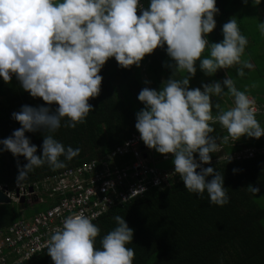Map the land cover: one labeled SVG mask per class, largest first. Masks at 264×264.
Segmentation results:
<instances>
[{
	"label": "clouds",
	"instance_id": "clouds-1",
	"mask_svg": "<svg viewBox=\"0 0 264 264\" xmlns=\"http://www.w3.org/2000/svg\"><path fill=\"white\" fill-rule=\"evenodd\" d=\"M217 13L216 0H149L147 9L144 0H0V79L7 83L14 74L30 96L58 105L54 112L44 106L24 105L11 114L21 127L0 140V151L26 159L22 168L18 165L17 183L24 182L34 168L45 163L55 171L93 160L66 167L64 161L78 156L80 149L65 147L54 138L61 121L66 118L64 126L68 128L84 123L92 111L89 98L100 92L102 76L98 73L109 58L114 57L123 68L138 67L146 54L166 45V53L174 62L169 65L174 69L173 75L163 82L159 92L147 87L139 92L137 99L144 108L135 115L138 132L131 134H139L143 144L153 154H161L158 156L162 160L173 154V164L168 169L174 166V173L189 193L200 195L206 191L210 204L226 205L229 197L223 176L212 167H201L210 163L209 153H216L219 148L216 138L209 135L214 131L210 125L218 122L226 130L225 142L241 136L258 139L264 135V127L255 118L253 98L247 89L238 90L232 78H225L223 87L221 82H213L188 88V77L195 74L197 59L199 68L209 76L218 69L237 66V75L243 77L244 69L252 67L241 59L248 40L241 33L237 18L223 24L221 42L210 44L204 38L215 28ZM257 27L264 37V22ZM206 46L210 48L209 55L201 59ZM182 71L187 76L173 78ZM225 89L233 98V106L222 109L219 104L212 105L210 97L224 95ZM39 129L48 134L44 135L41 155L37 156V146L31 144L25 132ZM262 146L264 149V143ZM197 152L200 163L193 157ZM153 160L156 166L154 155ZM209 176L212 178L206 181ZM0 184L8 189L14 185ZM250 189L253 193L259 191ZM7 198L9 202L0 203H27L28 207L38 203L35 198ZM51 205L49 202L43 211ZM25 209L21 207L19 216L25 221L43 212L35 210L25 215ZM114 220L117 226L101 239L97 248L95 238L100 230L92 218L82 212L67 216L62 226L50 234L47 255L53 264H133L134 250L127 247L133 230L123 217L117 215ZM3 249L9 255L8 249Z\"/></svg>",
	"mask_w": 264,
	"mask_h": 264
},
{
	"label": "trees",
	"instance_id": "trees-1",
	"mask_svg": "<svg viewBox=\"0 0 264 264\" xmlns=\"http://www.w3.org/2000/svg\"><path fill=\"white\" fill-rule=\"evenodd\" d=\"M144 1L147 9L149 0ZM224 3L225 0L216 8L221 9ZM246 5L249 8L250 3ZM248 37H252L251 31ZM166 47H158L146 54L138 67H120L114 57L104 63L98 73L102 76L100 92L89 98L92 111L84 123L68 128L64 126L65 118L53 134L65 147L80 149L78 156L64 161L66 167L108 153L132 132H138L134 127L135 115L144 108L137 99L139 92L145 87L159 92L161 81H167L173 70L169 65L174 62L167 55ZM257 51L263 53L264 46ZM256 62L257 80L261 86L255 85L256 81L239 83L242 91L247 87L248 95L259 102V107H264V94H260L264 92V59ZM147 80L149 86L145 83ZM24 105L48 107L50 112L58 107L30 96L14 74L7 83L0 79V140L10 137L21 127L11 114L19 112ZM255 118L264 127V110L255 113ZM210 126L214 131L209 135L216 138L219 148L216 153H209L210 163L204 168L212 167L223 176L229 202L224 206L210 204L206 191L200 195L189 193L180 177L171 178L160 186L148 188L139 197L113 205L96 219L93 223L100 231L95 238V247L99 248L101 239L117 226L114 217L119 215L133 230L132 241L127 245L135 253L133 264H264V149H261L264 135L258 139L241 136L233 142L229 138L225 142L226 130L218 122ZM47 134L43 129L25 132L31 144L37 146L35 155H41V145ZM246 148L255 149L253 156L237 155ZM0 149H3L2 144ZM153 155L160 169H168L173 164V154L165 161L156 151ZM193 157L198 158V152ZM128 158L129 155H124L123 160ZM26 163L23 156L14 157L7 150L0 151V182L8 185L17 182L18 165L22 168ZM62 169L53 171L45 163L34 168L24 182H37V186L42 187L44 180ZM211 178L206 177V181ZM250 187L259 188V191L253 193ZM23 206L28 208L27 203H0V228L20 219ZM37 206L38 211H43L48 202H38ZM21 264L53 262L46 249Z\"/></svg>",
	"mask_w": 264,
	"mask_h": 264
},
{
	"label": "built area",
	"instance_id": "built-area-1",
	"mask_svg": "<svg viewBox=\"0 0 264 264\" xmlns=\"http://www.w3.org/2000/svg\"><path fill=\"white\" fill-rule=\"evenodd\" d=\"M254 152L253 148H246L237 155L251 157ZM124 155H129L127 161L123 160ZM194 159L200 163L199 158ZM177 177L174 166L167 170L157 168L152 149L143 144L139 134H131L109 153L59 171L44 180L42 187L37 182H16L10 189L0 184V192L16 201L24 197L52 204L31 219H18L0 230V264L29 260L47 249L50 234L71 214L82 212L93 222L113 205L130 201L148 188ZM3 248L8 249L9 255Z\"/></svg>",
	"mask_w": 264,
	"mask_h": 264
},
{
	"label": "crops",
	"instance_id": "crops-1",
	"mask_svg": "<svg viewBox=\"0 0 264 264\" xmlns=\"http://www.w3.org/2000/svg\"><path fill=\"white\" fill-rule=\"evenodd\" d=\"M246 3H250V6L248 8V6L246 5ZM254 13V17H255V24L256 26L258 25V23L264 22V0H236V2L233 4H228V1L225 0L224 6L221 9H218V13L214 15V20H215V28L213 29V31L211 33H208L204 38H206L209 43H214L217 40L222 41L223 39V35H222V26L223 24H225L230 18L233 17H237L239 18L240 22L238 24L239 29L241 31V33L247 38V40H250L251 38L248 37L249 35V30L247 29V26L244 22V18L249 17L251 15V13ZM262 39V43L260 44L258 50L261 49V46H264V37L261 36ZM210 52V48L208 46H206L202 57H207L209 55ZM242 60H247L252 67L250 69H257V62L254 59V57H250V48H245L243 56L241 57ZM200 59H197L194 63V67L196 68V74L192 75L193 79L191 81H199L198 83H193V85H189L188 84V88L192 89V88H201L202 84H211L213 82H221L225 79V78H232L234 80L235 86L237 87V89L239 90L238 86H240V83L245 82L241 80V77L237 75L236 72V67L237 66H233L232 68L229 69H218L214 74L212 75H206L200 68H199V63L200 61H198ZM143 68L145 67V65L142 66ZM248 70V68L244 69V71L246 72ZM173 71L169 74V76L167 78H171L173 75ZM174 79H180L183 78L182 77V72H180L178 75L173 77ZM240 81V83H239ZM223 87V84H222ZM245 88V87H243ZM245 89H248L247 87ZM244 89V90H245ZM202 90V89H201ZM250 96V95H249ZM222 97V96H221ZM218 97V98H221ZM251 97V96H250ZM231 99L230 101H227L226 103V108H228L231 104ZM215 105V102L214 104ZM215 111H213L214 113Z\"/></svg>",
	"mask_w": 264,
	"mask_h": 264
},
{
	"label": "rangeland",
	"instance_id": "rangeland-1",
	"mask_svg": "<svg viewBox=\"0 0 264 264\" xmlns=\"http://www.w3.org/2000/svg\"><path fill=\"white\" fill-rule=\"evenodd\" d=\"M223 1L224 0H216V5H221L223 3ZM226 1H228V4H232V3L234 4L236 2V0H226ZM235 18H237V17H235ZM255 20L256 19L254 17L253 11H252V13H251V15L249 17H247V18L245 17L244 18V22H245V24L247 26V29L252 32L251 40H248V43H247L245 48H250V56L251 57H255L254 59L257 60L258 63H260V61L264 59L263 58L264 52L263 53H261V52L259 53L257 51L259 46H260V44L262 43V39H261V35H260L259 31H258V27L255 24ZM239 22H240V20H239V18H237V23L239 24ZM218 42H221V41L217 40L214 43H218ZM198 61H200V60H198ZM195 65H196V63H195ZM196 72H195V74H196ZM185 76H187V73L182 71V77H185ZM188 79H189V85H193V83L196 84V83L199 82V81H191L193 79V76L188 77ZM241 80L242 81H249L251 83L256 81L255 85H259V87L261 86L260 85L261 83L257 80V69H248L245 72V75L243 77H241ZM161 82H165V81H161ZM146 84L149 86L150 82L147 80ZM160 85L162 86L163 83H161ZM255 87L257 89V86H255ZM238 88H239V90L242 91V87L241 86H238ZM226 93H227V90L225 89V94L222 95V97L220 96L221 98H218V97H215V96L210 97V102L212 104H214V102H215V105L219 104L222 109L226 108L227 107L226 103H227V101H230V98H231V96L227 95ZM260 94L262 95V94H264V92H261ZM231 104L232 105H230L229 107L233 106V98L231 99ZM258 105H259V102L254 100L255 113H257L258 111H263L264 110L263 106H262L263 107L262 108V107H259ZM215 110H216V108L213 107L212 111H215ZM37 207H38L37 204L34 205V206L28 207L27 209L24 210V214L27 215V214L33 213L35 210H37Z\"/></svg>",
	"mask_w": 264,
	"mask_h": 264
},
{
	"label": "water",
	"instance_id": "water-1",
	"mask_svg": "<svg viewBox=\"0 0 264 264\" xmlns=\"http://www.w3.org/2000/svg\"><path fill=\"white\" fill-rule=\"evenodd\" d=\"M24 199L21 198V202L23 201ZM0 202H9V199L7 197H5L1 192H0Z\"/></svg>",
	"mask_w": 264,
	"mask_h": 264
}]
</instances>
